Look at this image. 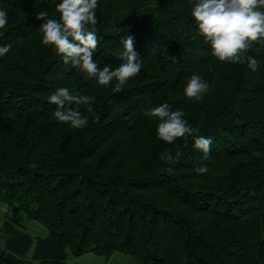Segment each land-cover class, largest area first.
I'll use <instances>...</instances> for the list:
<instances>
[{"label":"trees","instance_id":"obj_1","mask_svg":"<svg viewBox=\"0 0 264 264\" xmlns=\"http://www.w3.org/2000/svg\"><path fill=\"white\" fill-rule=\"evenodd\" d=\"M59 0H0L8 23L0 44V237L35 220L30 259L0 264H67V255L113 252L146 264H264V43L245 50L259 61H221L197 31L193 0H100L98 65L118 67L122 38L132 35L141 72L121 88L105 87L42 43L36 17L59 18ZM196 72L210 88L199 101L183 88ZM115 81H113V84ZM60 86L95 97L88 125L54 117L48 96ZM167 101L184 110L210 153L177 138H158L145 115ZM98 117V118H97ZM207 171L199 173V166Z\"/></svg>","mask_w":264,"mask_h":264},{"label":"clouds","instance_id":"obj_2","mask_svg":"<svg viewBox=\"0 0 264 264\" xmlns=\"http://www.w3.org/2000/svg\"><path fill=\"white\" fill-rule=\"evenodd\" d=\"M99 2L59 0L55 4L59 18L50 17L47 11L37 12L36 17L42 19L39 25L42 43L51 45L64 63L83 70L86 78H94L97 84L105 87L121 89L130 78L141 72L142 60L134 47L133 36L128 35L122 38L124 51L120 55L123 62L115 68L107 64L103 67L98 65L94 53L100 42L96 30ZM8 15V11L0 7V30L7 25ZM190 15L214 56L221 61L246 62L252 71L257 69L259 61L252 55H246L245 50L252 47L253 41L264 43V0H193ZM10 48V44H0V56L8 53ZM209 88V83L193 72L183 92L186 97L199 101ZM94 100L95 97L78 94L68 86H60L48 96V102L55 105L54 117L78 129L86 127L89 122V116L80 111V105L87 106L91 112ZM145 115L158 120V138L177 147L175 154L170 149L161 154V159L167 164L173 165L181 157L177 138L187 142L191 137L194 148L202 151L205 157L210 153L214 138L197 134L198 130L185 117L183 109H173L165 101L149 107ZM197 171L206 172L207 167L201 165Z\"/></svg>","mask_w":264,"mask_h":264},{"label":"rangeland","instance_id":"obj_3","mask_svg":"<svg viewBox=\"0 0 264 264\" xmlns=\"http://www.w3.org/2000/svg\"><path fill=\"white\" fill-rule=\"evenodd\" d=\"M0 203V225L3 222L5 212L2 211ZM19 230L24 231L26 233H29L30 235L36 236V235H44L46 230L45 227L35 220H29L27 221L24 226L18 227ZM5 237H0V243L4 242ZM3 244V243H2ZM32 246L23 253V255L31 260L30 252H31ZM25 264H34L32 261L25 262ZM67 264H146L141 263L138 261L133 260L130 256L120 253V252H113L108 258H106L104 255L94 252H84L79 255H73L70 252H68L67 255Z\"/></svg>","mask_w":264,"mask_h":264},{"label":"crops","instance_id":"obj_4","mask_svg":"<svg viewBox=\"0 0 264 264\" xmlns=\"http://www.w3.org/2000/svg\"><path fill=\"white\" fill-rule=\"evenodd\" d=\"M2 211L5 212L6 206L1 205ZM33 235L16 228L11 234L5 236L4 242L0 245L4 246L7 251V256L11 259H16L19 255L26 252L34 243Z\"/></svg>","mask_w":264,"mask_h":264}]
</instances>
